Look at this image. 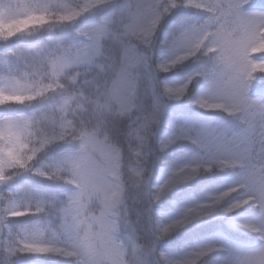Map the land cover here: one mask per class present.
<instances>
[{"label": "snow or ice", "instance_id": "6c2138e0", "mask_svg": "<svg viewBox=\"0 0 264 264\" xmlns=\"http://www.w3.org/2000/svg\"><path fill=\"white\" fill-rule=\"evenodd\" d=\"M264 0H0V264H264Z\"/></svg>", "mask_w": 264, "mask_h": 264}, {"label": "trees", "instance_id": "16d2710c", "mask_svg": "<svg viewBox=\"0 0 264 264\" xmlns=\"http://www.w3.org/2000/svg\"><path fill=\"white\" fill-rule=\"evenodd\" d=\"M261 2V0H257V3ZM258 87H264V85H259Z\"/></svg>", "mask_w": 264, "mask_h": 264}]
</instances>
